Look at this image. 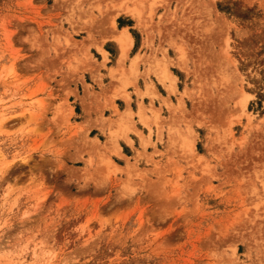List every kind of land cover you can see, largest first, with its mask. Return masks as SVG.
I'll list each match as a JSON object with an SVG mask.
<instances>
[{
    "label": "rangeland",
    "instance_id": "rangeland-1",
    "mask_svg": "<svg viewBox=\"0 0 264 264\" xmlns=\"http://www.w3.org/2000/svg\"><path fill=\"white\" fill-rule=\"evenodd\" d=\"M0 264H264V0H0Z\"/></svg>",
    "mask_w": 264,
    "mask_h": 264
},
{
    "label": "bare ground",
    "instance_id": "bare-ground-1",
    "mask_svg": "<svg viewBox=\"0 0 264 264\" xmlns=\"http://www.w3.org/2000/svg\"><path fill=\"white\" fill-rule=\"evenodd\" d=\"M130 9V8H129ZM120 11V10H119ZM125 12V11H124ZM141 21V20H140ZM124 31V32H123ZM121 33H122V35H119V37L117 38L118 39V43H119V45L118 46H120V50H121V54L123 55L124 53H125V55H126V53H127V51H128V47H130L131 46V42L130 41H132V40H130L131 38H130V35H128L127 34V31L124 29ZM128 39H129V41H128ZM128 42H130V45L128 44ZM163 49V48H162ZM164 50V49H163ZM180 65V64H179ZM136 66V65H135ZM187 69V68H186ZM169 76V75H168ZM159 78H161V77H159ZM244 95V94H243ZM242 104V103H241ZM85 107V106H84ZM141 108H142V106H141ZM143 110H144V108H143ZM128 111V110H127ZM131 111V110H130ZM118 113V112H117ZM130 115H132V114H130ZM143 115V114H142ZM128 119V118H127ZM130 120V119H129ZM133 124V123H132ZM128 141H129V138H128ZM113 142V141H112ZM114 144V143H113ZM128 144H131V142L130 143H128Z\"/></svg>",
    "mask_w": 264,
    "mask_h": 264
}]
</instances>
